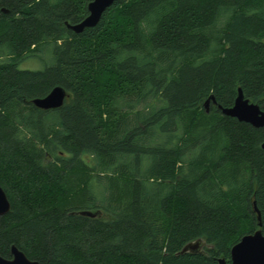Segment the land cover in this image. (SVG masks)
Here are the masks:
<instances>
[{"label":"trees","instance_id":"trees-1","mask_svg":"<svg viewBox=\"0 0 264 264\" xmlns=\"http://www.w3.org/2000/svg\"><path fill=\"white\" fill-rule=\"evenodd\" d=\"M91 1L0 0V255L230 263L264 235V127L218 105L241 88L264 110V0H115L76 33Z\"/></svg>","mask_w":264,"mask_h":264},{"label":"water","instance_id":"water-1","mask_svg":"<svg viewBox=\"0 0 264 264\" xmlns=\"http://www.w3.org/2000/svg\"><path fill=\"white\" fill-rule=\"evenodd\" d=\"M115 0H92L88 4V15L77 24H68L76 33L83 31L87 27H93L100 21L103 12L114 3ZM2 12H8L5 7L0 8ZM69 96L67 90L58 85L43 96L32 100L33 104L41 109H55L61 107ZM216 103L214 96L211 95L204 103L206 111H209L210 102ZM221 112L227 116L237 118L239 121L247 122L254 127H264V110L258 103L246 98L242 89H238L234 104L231 107L218 105ZM264 148V142L262 143ZM10 201L4 189L0 186V216L9 212ZM83 214L95 216L97 212L82 211ZM261 225V222L259 223ZM206 243L202 239L187 243L181 250L185 252H200ZM12 257L6 258L0 255V264H40L36 260L28 258L24 252L15 245L11 247ZM231 262L227 263L224 258H219L220 264H264V235L261 229L243 235L238 242L231 248Z\"/></svg>","mask_w":264,"mask_h":264},{"label":"rangeland","instance_id":"rangeland-1","mask_svg":"<svg viewBox=\"0 0 264 264\" xmlns=\"http://www.w3.org/2000/svg\"><path fill=\"white\" fill-rule=\"evenodd\" d=\"M25 65H27V66H25ZM23 67L40 69V68L44 67V63L43 62H39V61L35 62V64L34 63H25Z\"/></svg>","mask_w":264,"mask_h":264}]
</instances>
